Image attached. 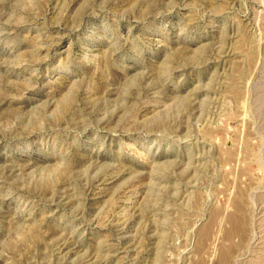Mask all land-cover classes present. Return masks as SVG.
I'll list each match as a JSON object with an SVG mask.
<instances>
[{
    "label": "rangeland",
    "instance_id": "rangeland-1",
    "mask_svg": "<svg viewBox=\"0 0 264 264\" xmlns=\"http://www.w3.org/2000/svg\"><path fill=\"white\" fill-rule=\"evenodd\" d=\"M0 264H264V0H0Z\"/></svg>",
    "mask_w": 264,
    "mask_h": 264
}]
</instances>
